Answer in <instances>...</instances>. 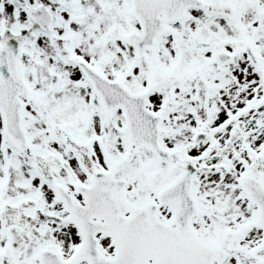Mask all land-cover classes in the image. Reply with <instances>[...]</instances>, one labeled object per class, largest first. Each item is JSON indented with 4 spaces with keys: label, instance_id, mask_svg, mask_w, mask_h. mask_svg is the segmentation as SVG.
<instances>
[{
    "label": "snow or ice",
    "instance_id": "1",
    "mask_svg": "<svg viewBox=\"0 0 264 264\" xmlns=\"http://www.w3.org/2000/svg\"><path fill=\"white\" fill-rule=\"evenodd\" d=\"M0 264H264V0H0Z\"/></svg>",
    "mask_w": 264,
    "mask_h": 264
}]
</instances>
